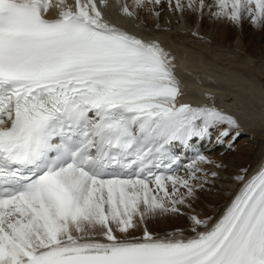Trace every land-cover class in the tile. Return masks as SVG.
Returning a JSON list of instances; mask_svg holds the SVG:
<instances>
[{"label":"snow or ice","instance_id":"6c2138e0","mask_svg":"<svg viewBox=\"0 0 264 264\" xmlns=\"http://www.w3.org/2000/svg\"><path fill=\"white\" fill-rule=\"evenodd\" d=\"M166 9L194 36L205 14L264 28V0H0V264H264V161L214 218L194 203L224 166L174 152L234 150L248 113L182 101L171 52L118 22ZM167 216L188 223L149 230Z\"/></svg>","mask_w":264,"mask_h":264},{"label":"bare ground","instance_id":"6f19581e","mask_svg":"<svg viewBox=\"0 0 264 264\" xmlns=\"http://www.w3.org/2000/svg\"><path fill=\"white\" fill-rule=\"evenodd\" d=\"M166 15H172L170 19L172 22L169 28L163 27L164 17ZM110 18L117 21V16L115 14H110ZM177 20V16L174 15L173 17V14L167 12L166 9L162 14V19L160 21L162 28L159 30L153 28L154 24H152L153 21L151 19L144 25L146 28L147 25L150 26L151 31L143 30V27L135 29L132 26V22L129 21L118 22L127 25L131 31H135L138 35L145 38H158L166 50L171 52L175 57L174 71L181 81V88L184 93L181 97L182 101L193 104L207 102L205 94L211 93L216 97L217 106L224 108L226 111L230 113L245 111L248 113V118L241 120V130L244 131V127L247 128L248 135L253 131L252 128H259L262 126L260 123L264 122V81L260 79L258 75L264 74V63L256 67V73L246 68L249 62H251L250 58L252 57L258 58L257 60L263 59L262 61H264V42L262 44L260 43L261 45L259 44L261 41H259V33L263 31L264 28H256L247 20L240 24V33L243 34V37H247L249 40L258 44L259 52L253 54L245 52L247 51L245 50L246 48L242 49V47L239 46L240 43L235 41L238 37V32L237 29L235 30L236 25L234 24L226 21H216L205 14L203 19L199 21V28L196 29L199 35L194 36L191 32H186L187 34H185L184 31H180ZM193 20L192 17L189 21L190 27H194L195 22ZM251 25L254 27L253 29L255 31L251 30ZM173 33L176 36L173 37ZM211 45H217L216 48L220 45L222 47L226 46V48L228 47L230 50L232 49L231 46L237 47L239 51L244 53L242 56L241 52L234 49L241 54L240 56L245 57L243 61L244 64L240 63L238 66L231 63L224 64L225 62L219 60V56L222 53L212 52L211 49L213 46L211 47ZM208 50H210V52ZM227 96L231 98L229 104H225L224 102L226 101L224 98ZM260 155L259 151H257L255 153L248 152L246 155L231 156L232 160H228V165L232 166L234 170L232 168V170L226 171L224 168L225 166L223 168H215L214 166L207 165L210 169L209 171H218L219 173V177L216 180L220 182V187L218 189L220 192L218 194L209 191L200 192L198 199L194 203L195 210L204 216L217 217L223 206L232 197L237 184H239L234 179L235 175L238 174L242 168L250 170L256 164L254 162L256 161L255 159ZM211 159L223 165V163L220 162L219 156L214 155ZM225 174L230 175L231 179L224 177L223 175ZM208 185L209 184L206 186L207 188ZM201 201H203V203L205 202L209 208H203L200 204ZM219 205H222V207L220 208ZM154 221L163 222L160 226L155 225L156 228L160 230L158 233L160 235L165 234L163 233L164 231L166 233L172 232L175 227L183 229L187 225L183 217L176 216L157 217ZM174 225L177 226L174 227ZM155 226L152 222L148 223L150 231H152Z\"/></svg>","mask_w":264,"mask_h":264},{"label":"rangeland","instance_id":"374dc122","mask_svg":"<svg viewBox=\"0 0 264 264\" xmlns=\"http://www.w3.org/2000/svg\"><path fill=\"white\" fill-rule=\"evenodd\" d=\"M173 17H174V15H173ZM171 18H172V15L171 16L166 15L164 17V22H163V27L164 28H166V27L169 28L170 27L169 24L166 23V21L169 20V19H171ZM177 18H178V16H177ZM193 19H194L193 21L195 22V17H193ZM149 24H151V23H149ZM152 24H154V21H153ZM198 26H199V22H198V24L195 23L193 28L198 29L199 28ZM142 27L144 28L143 30H148V31L150 30L151 31V28L148 25H147V28L144 27V26H142ZM178 27H179V25H178ZM236 27H238V28H236ZM236 27H235V30L237 29V32H238L237 35H238V37H237V39L235 41H238L240 43L239 46L242 47V49H245L246 48L245 50H247V51H245V52H247V53L250 52V53H253L254 54V53L259 52V50H258V44H256L254 41L249 40L247 37L246 38L243 37V34L240 33V25H236ZM153 28H155V27H153ZM253 28L254 27H252V25H251V30L252 31H255ZM185 34H187V33L185 32ZM172 35H173V37L176 36L174 33ZM259 35H260L259 41L261 40L259 42V44L260 43L262 44L264 42V30L263 31H260ZM238 42H236V43H238ZM212 46H213V48L211 49L212 52H214V53L221 52L222 53L220 55L221 57L219 56V60L220 61L222 60V62H225L224 64L231 63V64L236 65V66H238L240 63L244 64L243 61L245 60V57H242L244 53H242L241 51H239V49L237 47L231 46L232 49L230 50V48L227 47L228 48L227 49L226 46H224V45H223L224 47H222L220 45L221 47L219 46L217 48H216L217 45H211V47ZM234 49H237L239 52H241L242 53V56H240L241 54L237 50H234ZM208 51L210 52V50H208ZM220 58H222V59H220ZM257 59L258 58H256V57L250 58L251 62H249V65L247 66L246 69H249V71H252L253 73H256V70H255L256 67H259L262 63H264V61H262L263 59L262 60L259 59L260 61L257 60ZM257 62H258V64H257ZM258 76H259L260 79H262L264 81V74L263 73H262V75L259 74ZM224 99L225 100L228 99V102H225L224 101L225 104H229V102H231V98L229 96L225 97ZM260 125H262V126H260L257 129L252 128V129H255V133L253 131L249 135H248V129L247 128L245 129V127H244V129H243L244 131H241V136L238 138L234 150L228 151V152H226L224 154H221V153H218L217 152V154L220 157V162L223 163V166H225L224 168L226 169V171L232 170V168H233L232 166L228 165V162L232 160L231 159V156H234V155L237 156V155H242V154L243 155H246V153H248L249 151L251 152V151H254V150H258L259 148L262 147L261 145H263L262 143H264V138H263L264 137V122H261ZM255 141H260L261 142L260 143L261 145L260 144L259 145L256 144ZM228 166H230V167H228ZM233 170H234V168H233ZM201 175H202V173H201ZM223 176L231 179L230 175H226L225 174ZM209 179H211V177H209ZM216 179L214 180L215 185L213 184V186H212L211 183L208 185V188H209V186H212L210 190H204L202 192L209 191L211 193L214 192L215 194H218L220 192L218 190L219 187H220V182H217ZM206 186L207 185H205V188H207ZM199 193L200 192L197 193V196L198 197L200 195ZM201 202H200V204L203 206V208L207 209L208 208V205L206 206V204H204L203 202L201 203ZM219 207L221 208L222 205H219ZM183 217L187 218L186 216H183ZM149 222H152V224L154 226L155 225H159L160 226V225L163 224V222H158V221H154V220H150ZM185 222H186V224L188 223L187 222V219H185ZM175 226H177V225H174V227ZM157 229L158 228H156V226H155V228L152 230V232L154 231V232H157L155 234H158L160 232V230L159 229L157 230ZM136 234H139V233H136Z\"/></svg>","mask_w":264,"mask_h":264}]
</instances>
